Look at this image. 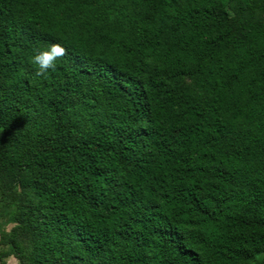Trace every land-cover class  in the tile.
<instances>
[{
  "label": "trees",
  "instance_id": "1",
  "mask_svg": "<svg viewBox=\"0 0 264 264\" xmlns=\"http://www.w3.org/2000/svg\"><path fill=\"white\" fill-rule=\"evenodd\" d=\"M9 256L264 264V0H0Z\"/></svg>",
  "mask_w": 264,
  "mask_h": 264
},
{
  "label": "clouds",
  "instance_id": "2",
  "mask_svg": "<svg viewBox=\"0 0 264 264\" xmlns=\"http://www.w3.org/2000/svg\"><path fill=\"white\" fill-rule=\"evenodd\" d=\"M67 49L61 43H52L35 51L31 57V62L37 66L41 74H46L57 67L61 58L66 55ZM261 257H257L260 260Z\"/></svg>",
  "mask_w": 264,
  "mask_h": 264
},
{
  "label": "rangeland",
  "instance_id": "3",
  "mask_svg": "<svg viewBox=\"0 0 264 264\" xmlns=\"http://www.w3.org/2000/svg\"><path fill=\"white\" fill-rule=\"evenodd\" d=\"M3 218H5V217H3ZM3 218H2V220H4ZM10 226L11 225L7 224V223H4V225H3V227L6 228V229H9ZM5 263L6 264H17L16 260L12 256L7 257L5 259Z\"/></svg>",
  "mask_w": 264,
  "mask_h": 264
}]
</instances>
